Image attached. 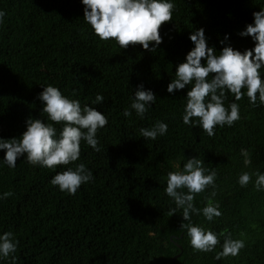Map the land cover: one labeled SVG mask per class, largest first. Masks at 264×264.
<instances>
[{
  "label": "trees",
  "instance_id": "obj_1",
  "mask_svg": "<svg viewBox=\"0 0 264 264\" xmlns=\"http://www.w3.org/2000/svg\"><path fill=\"white\" fill-rule=\"evenodd\" d=\"M172 2V20L161 25L162 43L151 52L140 44L121 49L111 39L100 40L83 20L81 0H0L5 12L0 138L20 137L29 118L52 123L59 134L63 123L49 121L38 99L49 84L81 106L101 111L108 121L97 130L100 150L81 140L80 157L69 165L49 169L23 157L15 168L0 162V195L11 193L0 199V234L12 232L18 241L15 253L0 258V264H264V190L254 187L255 176L244 187L237 182L243 172L264 173V105H251L246 95L234 101L226 90L224 106L236 102L240 119L231 127L216 126L208 136L198 124L182 121L191 85L174 95L166 90L176 66L194 47L189 36L196 29L204 28L217 54L228 45L241 52L253 48L251 37L239 32L253 22L264 0ZM260 72L264 79V69ZM140 84L156 95L143 119L129 108ZM97 94L104 100L92 104ZM125 108L131 116L123 115ZM157 120L168 125L167 133L142 138L140 128ZM241 148L250 152L247 167ZM4 155L0 150V160ZM192 157L216 172L214 186L196 194L193 203L197 208L209 200L218 203L221 216L211 222L203 215L191 217L193 224L217 234L211 252L191 247L181 228L187 223L182 210L170 216L175 204L164 192L167 173L182 170ZM79 163L93 179L74 195L50 183ZM225 236L244 240L245 247L235 257L217 260Z\"/></svg>",
  "mask_w": 264,
  "mask_h": 264
},
{
  "label": "clouds",
  "instance_id": "obj_2",
  "mask_svg": "<svg viewBox=\"0 0 264 264\" xmlns=\"http://www.w3.org/2000/svg\"><path fill=\"white\" fill-rule=\"evenodd\" d=\"M81 3L84 6V22L100 40L111 39L121 49H126L130 44H140L151 52L156 51L162 43L159 30L162 24L172 20L174 10L172 0H81ZM4 16L5 12L0 10V23H3ZM253 18V22L239 32L241 37L250 36L254 42L253 48L243 52L228 45L217 54L213 47L208 46V38L202 27L190 34L189 39L194 47L187 53L185 61L176 66L175 79L168 83L166 89L174 95L176 91L191 85L182 114L185 125L195 127L198 124L208 136L215 134L216 126L231 127L240 119V108L236 102L229 103L227 108L224 106L226 90L233 94L234 101H239L242 95H246L251 105H264V79L260 72L264 69V7L253 12ZM226 40L227 34L221 43ZM242 89L245 90L243 93ZM38 99L43 103L42 113L47 114L49 121L63 123L59 134L52 123L29 118L26 120V130L20 137L0 138V150L5 152L0 162L9 168H15L17 159L23 157L33 166L55 169L58 165H69L79 159L81 140L93 150H100L97 130L108 122L101 111L88 104L81 106L79 100L70 99L51 84L43 86ZM103 100L104 97L97 94L92 104H100ZM131 100L129 108L143 119L155 103L156 95L140 84ZM129 108L123 111L125 117L132 115ZM167 131L168 125L160 120L151 127L139 130L140 136L145 140H155L158 136H164ZM240 155L243 157V164L249 166L250 152L241 148ZM252 176H255L256 190H264V173L259 171L251 174L243 172L238 176L237 182L244 187ZM215 178L216 172L205 168L196 157L188 158L182 170L167 173L164 192L175 204L169 215L182 210L183 220L187 223H183L181 228L186 229L189 243L196 251L211 252L218 243L215 232L193 224L191 220L192 215H203L210 222L221 216L218 203L209 200L203 208H197L193 203L196 194L214 186ZM92 179V172L84 163H79L74 168L68 167L55 174L50 183L60 191L74 195L82 184H87ZM10 195V192H5L0 195V199ZM17 245L18 241L14 239L12 232L0 234V258L15 253ZM244 247V240L225 236L215 258L220 260L228 256L235 257Z\"/></svg>",
  "mask_w": 264,
  "mask_h": 264
},
{
  "label": "water",
  "instance_id": "obj_3",
  "mask_svg": "<svg viewBox=\"0 0 264 264\" xmlns=\"http://www.w3.org/2000/svg\"><path fill=\"white\" fill-rule=\"evenodd\" d=\"M177 257L174 258V260L176 259Z\"/></svg>",
  "mask_w": 264,
  "mask_h": 264
}]
</instances>
